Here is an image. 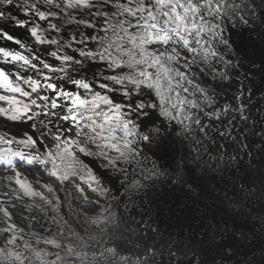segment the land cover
<instances>
[{"label":"snow or ice","instance_id":"snow-or-ice-1","mask_svg":"<svg viewBox=\"0 0 264 264\" xmlns=\"http://www.w3.org/2000/svg\"><path fill=\"white\" fill-rule=\"evenodd\" d=\"M0 264H264V0H0Z\"/></svg>","mask_w":264,"mask_h":264}]
</instances>
